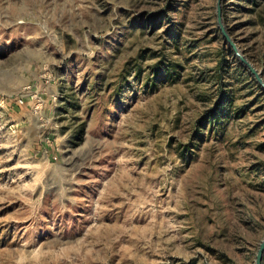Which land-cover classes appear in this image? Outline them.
<instances>
[{"label": "rangeland", "instance_id": "obj_1", "mask_svg": "<svg viewBox=\"0 0 264 264\" xmlns=\"http://www.w3.org/2000/svg\"><path fill=\"white\" fill-rule=\"evenodd\" d=\"M222 7L264 79V0ZM263 239L264 88L217 0H0V264H256Z\"/></svg>", "mask_w": 264, "mask_h": 264}, {"label": "water", "instance_id": "obj_2", "mask_svg": "<svg viewBox=\"0 0 264 264\" xmlns=\"http://www.w3.org/2000/svg\"><path fill=\"white\" fill-rule=\"evenodd\" d=\"M223 0H217V23L218 26L226 39V41L230 44L232 49L234 50L237 57L240 59V61L247 66V68L251 71V73L255 76L259 84L264 88V79L259 73V71L252 65V63L241 53L238 46L234 42L233 38L228 33L226 26L224 24L223 20V7H222ZM263 257H264V239L260 244V247L257 252L256 256V264H263Z\"/></svg>", "mask_w": 264, "mask_h": 264}, {"label": "built area", "instance_id": "obj_3", "mask_svg": "<svg viewBox=\"0 0 264 264\" xmlns=\"http://www.w3.org/2000/svg\"><path fill=\"white\" fill-rule=\"evenodd\" d=\"M20 102L23 103V100H21Z\"/></svg>", "mask_w": 264, "mask_h": 264}]
</instances>
